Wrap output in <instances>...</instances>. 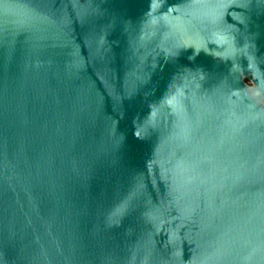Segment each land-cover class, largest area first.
I'll return each mask as SVG.
<instances>
[{"label":"water","instance_id":"water-1","mask_svg":"<svg viewBox=\"0 0 264 264\" xmlns=\"http://www.w3.org/2000/svg\"><path fill=\"white\" fill-rule=\"evenodd\" d=\"M0 264H264V0H0Z\"/></svg>","mask_w":264,"mask_h":264}]
</instances>
